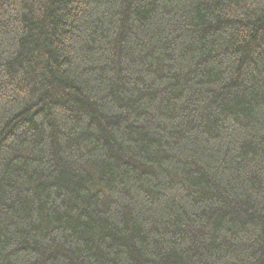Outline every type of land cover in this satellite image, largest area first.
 <instances>
[{
  "label": "trees",
  "instance_id": "1",
  "mask_svg": "<svg viewBox=\"0 0 264 264\" xmlns=\"http://www.w3.org/2000/svg\"><path fill=\"white\" fill-rule=\"evenodd\" d=\"M0 264H264V0H0Z\"/></svg>",
  "mask_w": 264,
  "mask_h": 264
},
{
  "label": "rangeland",
  "instance_id": "2",
  "mask_svg": "<svg viewBox=\"0 0 264 264\" xmlns=\"http://www.w3.org/2000/svg\"><path fill=\"white\" fill-rule=\"evenodd\" d=\"M135 52V51H134Z\"/></svg>",
  "mask_w": 264,
  "mask_h": 264
}]
</instances>
